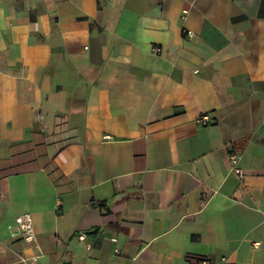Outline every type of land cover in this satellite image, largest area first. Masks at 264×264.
Segmentation results:
<instances>
[{"label": "crops", "instance_id": "0c3cea01", "mask_svg": "<svg viewBox=\"0 0 264 264\" xmlns=\"http://www.w3.org/2000/svg\"><path fill=\"white\" fill-rule=\"evenodd\" d=\"M33 256L264 264V0H0V264Z\"/></svg>", "mask_w": 264, "mask_h": 264}, {"label": "built area", "instance_id": "2783aa9c", "mask_svg": "<svg viewBox=\"0 0 264 264\" xmlns=\"http://www.w3.org/2000/svg\"><path fill=\"white\" fill-rule=\"evenodd\" d=\"M153 52L154 53H160L161 52V47L160 46H154L153 47ZM214 119L210 116L209 113H204L201 114L197 118V122L201 124H208L213 122ZM230 161L232 165V170L239 174L242 175L243 171L241 167L239 166V160H240V155L238 153H231L230 156ZM13 231L21 236L25 241L27 242H32L36 239V231L34 227V221L32 214L29 212L20 214L16 216L15 222L12 226ZM80 237L83 239L86 237L85 233H82ZM38 256V255H37ZM37 256L33 257H24L22 260L26 261L29 260L31 261V264H34V261L36 260ZM225 260V258H224ZM196 264H215L214 261L209 257V256H199L197 258ZM223 264H229L227 261H225Z\"/></svg>", "mask_w": 264, "mask_h": 264}]
</instances>
